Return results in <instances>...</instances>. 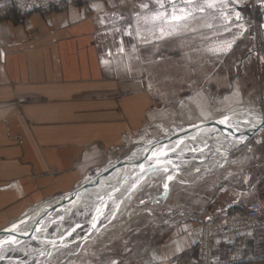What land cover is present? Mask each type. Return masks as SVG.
<instances>
[{"label":"crops","instance_id":"obj_1","mask_svg":"<svg viewBox=\"0 0 264 264\" xmlns=\"http://www.w3.org/2000/svg\"><path fill=\"white\" fill-rule=\"evenodd\" d=\"M260 1L217 0L201 12L204 0H194L187 20L162 25L138 23L137 14L150 17L158 9L156 0H76L24 15L0 0V228L102 169L122 136L153 117L158 96L219 89L226 97L220 104L256 110L264 99V52L257 53L264 39L252 17ZM209 176L208 219L249 202L263 205L264 130ZM186 219L172 229H146L143 242L135 241L145 246L139 263L168 264L179 255L180 264H200V227ZM207 260L264 264V227L210 238Z\"/></svg>","mask_w":264,"mask_h":264},{"label":"rangeland","instance_id":"obj_2","mask_svg":"<svg viewBox=\"0 0 264 264\" xmlns=\"http://www.w3.org/2000/svg\"><path fill=\"white\" fill-rule=\"evenodd\" d=\"M9 1L18 14L24 15L34 10L46 12L64 9L72 5L76 0H72L71 3L62 2L58 7L35 8L27 11H21L14 0ZM252 17L253 19L255 18L254 15ZM257 50L258 54L264 52V49L260 47H257ZM198 100H203L204 102L200 101L201 104L197 105ZM225 100V91L219 89L182 90L178 95L170 96L168 99H161L158 96L154 102L155 113L153 117L147 120L137 132L122 136L120 145L106 153L108 162L105 166L118 158L124 157L140 143L163 135H172L183 126L189 125L188 122L190 123L197 118L218 113L220 115L234 111L236 113L243 109L254 110V112L264 117L263 98L258 103H253L258 107L256 110L246 106L247 104H236L234 107H229L225 103L220 104V102ZM195 101L197 104L193 105L192 103ZM228 107L232 109L226 112ZM183 111L190 113L188 119L183 117ZM242 114L245 113L242 112ZM236 115L239 116L240 114ZM244 116L248 121L253 119L249 115ZM245 125L246 123L244 122L233 123V127L237 129ZM263 130L264 127L260 128L228 154L224 150H227L229 146L221 139L208 143L197 152L189 151L188 148H184L182 153L168 152L167 156L161 157L162 160H171V164L166 165L168 171L153 170L136 183L137 186L130 192L128 197H125L126 193L121 197V200L114 199V201H111L114 194H106L104 188L89 190L91 196L84 198L82 202L72 204L64 211L62 210L65 209V206L56 210L57 214L47 226L43 225V221L41 226L37 228L40 231L16 235L15 243L1 244L0 264H140L145 246L135 243V241L143 242L146 229H172L173 226L175 227L181 223L184 217L187 218L186 220L198 222L200 227V235L197 240L198 258L200 264H210L207 260L209 239L228 234L227 232L222 233L220 227L224 229L225 219L228 216L235 213L241 215L247 203L242 207L241 211L226 213L219 217L208 219L209 212L214 211V207L211 206V201L209 200L211 191L209 172L212 169L221 167L235 149L246 141L258 137ZM206 132L196 137L199 142L213 135V132H207L208 134ZM193 141H185L178 147L182 148L185 144L188 146ZM192 146L195 147L196 144ZM154 163L155 160L153 163L152 161L147 162L148 166ZM173 165L183 169L173 171L170 169ZM118 173L107 179L111 183L107 191H111L118 184L121 178ZM169 175L173 179L168 180L167 177ZM132 182H134V178H132ZM165 184H167V188L164 187ZM127 185L128 180L122 185L118 184L116 186L117 193L127 188ZM103 193L105 194L103 195ZM57 195H60V193ZM57 195L34 203L22 214L34 210ZM126 198V204L120 207L122 201L126 200ZM101 200L110 201L104 205L103 215L99 216L96 220V227L93 228L91 227L93 215L97 216L95 203H100L99 201ZM200 212L202 215H199ZM107 217L109 219L106 220ZM194 217L197 220L193 219ZM32 220H27L24 227L30 228L34 222ZM18 230L20 231V229ZM259 230L254 229L249 232ZM205 232L210 234L206 236L207 233ZM249 232L234 233L246 234ZM181 261L182 258L176 255L168 264H180Z\"/></svg>","mask_w":264,"mask_h":264},{"label":"water","instance_id":"obj_3","mask_svg":"<svg viewBox=\"0 0 264 264\" xmlns=\"http://www.w3.org/2000/svg\"><path fill=\"white\" fill-rule=\"evenodd\" d=\"M252 15H254V20L258 25L262 38L264 39V0L256 3L255 13ZM238 113L242 112L235 113L234 111L225 113L208 121H199L193 124L185 125L178 132H175L172 135H163L161 137L152 138L140 143L129 153H127V155L114 160L112 163L102 168L93 176L84 179L72 190L57 195L31 212H27L25 217L21 216L0 228V242H2L1 240L4 238L12 239L15 238L17 234H22L18 229H25L22 224L26 220L33 219L32 221H34L33 225H31L29 229L39 228L41 223H43V221H45L47 218H51L56 210H59L65 206V209L62 210L64 211L72 206V204L82 202L84 198L88 197L89 190L91 189L104 188V192L106 194H114V197L111 199V201L114 199L118 200V198L115 197L117 193L116 186H118V184L122 185L125 181H127L128 178L130 179L133 177L134 182L131 183L129 191H127L125 196L128 197L130 192H132L134 189L133 185L144 178L147 174L152 172L149 171L147 173H142L141 167L144 169L149 168L147 162L152 161L153 163L155 160L154 158H151L152 151L154 149H158L161 146H163L167 152L182 153L184 148H188V150L192 152H197L201 148L205 147L208 143L214 142L216 139H221L229 146L227 150H224V152L228 154L232 149L239 146L243 141L251 137L256 132V130L264 127V117L255 115L256 117L250 122L245 119L243 114H240L241 117H239L240 115H236ZM220 121H225V123H221ZM237 122H244L246 125L239 127V129L234 128L233 123ZM206 131L213 132V135L208 137V139L199 142L196 137ZM191 140L194 141L188 144V146L185 144L182 148L178 147L181 146L183 142ZM167 143H171L172 145L167 147ZM193 144H196V146L193 147ZM170 169L173 171H180L183 168L173 165ZM116 173H118V176L121 175V178L118 184H116V186L111 191H107V189H109L111 186V183L108 182L107 179L115 176ZM105 193H103V195ZM106 201L110 200H104L103 205L106 204ZM99 202L100 203H95L96 209L101 206L102 200ZM95 216L96 215H93V218ZM14 226L16 230L12 231Z\"/></svg>","mask_w":264,"mask_h":264},{"label":"snow or ice","instance_id":"obj_4","mask_svg":"<svg viewBox=\"0 0 264 264\" xmlns=\"http://www.w3.org/2000/svg\"><path fill=\"white\" fill-rule=\"evenodd\" d=\"M156 2L158 3L159 7L158 9L149 17V16H144L142 18L139 17V14H137L138 16V23L140 19H143V21L145 23L148 22H152V23H156L159 22L162 25L163 24H169L172 22H176L179 23L180 21H184L187 20L188 17H190L192 15V11L187 7L189 4H192L194 2V0H183V6L181 5H177L174 0H167V7L165 6L164 2H161V0H156ZM229 3L231 4H238L239 0H229ZM216 4H217V0H204L203 6H201L198 10L203 12L206 8L209 9H214L216 8ZM141 8L143 9H147L148 5L147 4H142ZM235 19L238 21L241 19L239 13H236ZM229 23H231V21H229ZM119 30V29H118ZM161 34H164L163 28L161 27ZM126 35H133V32H125ZM170 34V33H169ZM136 36H139V32L137 31L135 33ZM231 47V44H229L227 46V48L222 49L223 51H227L228 48ZM121 51H123V49H121ZM221 123H225V121H220ZM168 155L167 150H165V148L163 146L159 147L158 149H154L151 153V158L155 159V163L154 164H150L148 169H144L143 167H141V171L142 173H147L149 171H153V170H163L165 172L168 171V168L166 167L167 164H171V160H162L161 157H165ZM142 178V177H141ZM168 180L173 179V177L171 175H169ZM140 179V178H138ZM137 185L134 184L133 188H135ZM165 188H167V184H165L164 186ZM103 201L101 203V206L98 207L96 209L97 212V216L93 218V223H92V227L95 228L96 227V220L99 218V216L103 215ZM79 227V225H78ZM15 226L13 227L12 231H15ZM74 231V229H73ZM15 238H12L10 240L7 241H3L0 243H15ZM51 243H55V242H51Z\"/></svg>","mask_w":264,"mask_h":264},{"label":"built area","instance_id":"obj_5","mask_svg":"<svg viewBox=\"0 0 264 264\" xmlns=\"http://www.w3.org/2000/svg\"><path fill=\"white\" fill-rule=\"evenodd\" d=\"M72 0H14L21 11L35 8L58 7L62 2L71 3ZM264 227V204L258 202L247 203L242 214L235 213L225 219V226L220 227L222 233L259 230ZM207 231V230H206ZM207 233V232H206ZM210 233H207L208 236Z\"/></svg>","mask_w":264,"mask_h":264},{"label":"bare ground","instance_id":"obj_6","mask_svg":"<svg viewBox=\"0 0 264 264\" xmlns=\"http://www.w3.org/2000/svg\"><path fill=\"white\" fill-rule=\"evenodd\" d=\"M239 112H243V113H245V114H243V115H249V116H251V117H253V118H255L256 116L255 115H257V116H259V117H263L262 115H259L258 113H256V112H254V110L253 111H251V110H248V109H243V110H241V111H239ZM238 114H242V113H238ZM251 119V118H250ZM251 121V120H250ZM260 129V128H259ZM258 129V130H259ZM258 130H256V131H258ZM168 145H167V147H170L172 144L171 143H167ZM133 178V177H132ZM132 178H128L127 180H128V187L127 188H125V189H123L121 192H119V193H117L116 195H115V197L116 198H120L119 200H121V197L124 195V194H126L127 193V191H129V187L131 186V183H132ZM90 194L88 193V196H89ZM91 196V195H90ZM114 201V200H113ZM106 202H109V201H106ZM126 202H127V198H126V200H123L122 201V205L120 206V207H122V206H124V204H126ZM45 203V202H44ZM42 205V204H41ZM126 206V205H125ZM37 207V206H36ZM119 207V208H120ZM125 208V207H124ZM31 212V211H30ZM120 212V211H119ZM57 214V211L56 212H54V214L52 215V217L51 218H47L45 221H44V223H43V225L44 226H47L49 223H50V221L55 217V215ZM27 214L25 213V214H23L22 216H26ZM110 216V215H109ZM107 219H109V217H107L106 218V220ZM27 221V220H26ZM25 221V222H26ZM25 222L22 224V226H24V224H25ZM42 225V226H43ZM36 231H40L39 229H29V228H26L25 227V229H20V233H22L23 235L24 234H28V233H32V232H36ZM206 233V232H205ZM21 234V235H22ZM17 235H20V234H17ZM207 235V234H206ZM11 238H4V239H2L1 241L3 242V241H7V240H10ZM2 245H3V243H1ZM1 244H0V246H1ZM11 244V243H10ZM50 247H51V245H50Z\"/></svg>","mask_w":264,"mask_h":264}]
</instances>
